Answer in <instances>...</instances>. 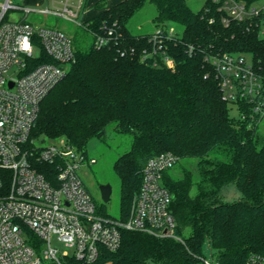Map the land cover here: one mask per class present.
Returning a JSON list of instances; mask_svg holds the SVG:
<instances>
[{
	"label": "trees",
	"instance_id": "16d2710c",
	"mask_svg": "<svg viewBox=\"0 0 264 264\" xmlns=\"http://www.w3.org/2000/svg\"><path fill=\"white\" fill-rule=\"evenodd\" d=\"M147 4L156 7L157 28H183L165 45L174 70L162 54L156 65L142 59L152 33L136 34L129 24ZM97 9L72 36L76 61L43 100L31 138H63L87 153L93 139L107 138L110 125L133 135L130 151L115 163L121 220L129 218L149 159L170 152L195 160L197 169L196 174L184 168L181 176L171 170L164 175L176 233L184 242L124 230L120 249L105 250L98 264H197L205 243L218 264H246L253 255L264 256V134L249 117L232 116L207 61L211 53H233L264 63V39L247 22L226 26L212 0L199 11L188 0H123L113 6L100 1ZM111 28L120 38L97 48V36ZM189 45L197 48L193 55ZM230 184L242 194L232 203L222 197Z\"/></svg>",
	"mask_w": 264,
	"mask_h": 264
},
{
	"label": "built area",
	"instance_id": "2783aa9c",
	"mask_svg": "<svg viewBox=\"0 0 264 264\" xmlns=\"http://www.w3.org/2000/svg\"><path fill=\"white\" fill-rule=\"evenodd\" d=\"M54 10H35L14 0H0V264H98L102 253L122 246V232L137 231L159 239L184 242L176 233L172 194L164 175L179 162L173 153L148 160L142 183L127 220L102 212L79 175L82 166L95 164L88 154L65 139L31 138L43 100L68 75L76 61L72 36L30 20L33 13L53 14L86 24V0H52ZM223 13V23L247 22L264 39V0H212ZM213 23V20H211ZM178 37L173 25L156 28L149 38L144 61L162 54L167 67V41ZM120 38L116 29L96 38L97 48ZM197 48L188 46L189 54ZM223 99L242 120L261 124L264 118V63L247 54H209ZM250 113H246V109ZM66 246L60 251L53 238ZM197 264H218L199 258ZM246 264H264L253 255Z\"/></svg>",
	"mask_w": 264,
	"mask_h": 264
},
{
	"label": "rangeland",
	"instance_id": "374dc122",
	"mask_svg": "<svg viewBox=\"0 0 264 264\" xmlns=\"http://www.w3.org/2000/svg\"><path fill=\"white\" fill-rule=\"evenodd\" d=\"M16 4L26 7H31L35 10H54L52 0H14ZM207 0H188L189 6L194 11L201 10ZM96 10L93 8L88 11L87 17L92 16ZM157 15L156 7L152 4H147L130 22V29L136 34L153 33L156 30L154 18ZM30 20L43 26H52L59 28L66 32L68 35L73 36L77 27L73 22L58 18L53 14L33 13ZM176 33L182 35L183 28L180 25H173ZM85 40V39H84ZM87 41V40H86ZM88 43V42H87ZM232 116L237 117L238 112L232 106ZM259 132L264 134V118L260 124ZM56 141V140H47ZM133 142V135H122L115 131L114 125H110L107 131V138L105 140L93 139L87 146V154L89 159H95V164H87L82 166L79 170V175L84 181V184L94 198L98 206L103 208L105 214L113 218L120 219V190L121 181L115 170V163L118 158L130 151ZM185 169L192 170L194 174L197 173L195 160H182L171 170L177 176H181L182 171ZM109 184L112 187L111 199L108 203H104L101 196L100 186ZM222 197L225 202L238 201L242 194L235 184H230L224 188ZM105 206V207H104ZM53 246L57 247L60 251H66L67 248L60 243L56 237L53 238ZM215 253V252H214ZM212 249L208 243L203 246L202 257L212 260Z\"/></svg>",
	"mask_w": 264,
	"mask_h": 264
},
{
	"label": "crops",
	"instance_id": "0c3cea01",
	"mask_svg": "<svg viewBox=\"0 0 264 264\" xmlns=\"http://www.w3.org/2000/svg\"><path fill=\"white\" fill-rule=\"evenodd\" d=\"M100 1H106L108 6H113V5H116V4L120 3L123 0H87L86 13L84 15V20L85 21H89V20L93 19L100 12L97 9V4ZM93 8L96 10V12L92 16L87 17L88 11L93 9Z\"/></svg>",
	"mask_w": 264,
	"mask_h": 264
},
{
	"label": "water",
	"instance_id": "95a60500",
	"mask_svg": "<svg viewBox=\"0 0 264 264\" xmlns=\"http://www.w3.org/2000/svg\"><path fill=\"white\" fill-rule=\"evenodd\" d=\"M101 196L104 203H108L112 195V187L109 184L100 186Z\"/></svg>",
	"mask_w": 264,
	"mask_h": 264
}]
</instances>
